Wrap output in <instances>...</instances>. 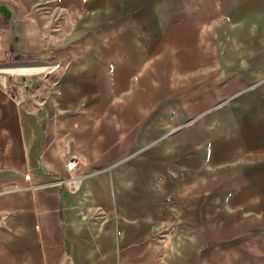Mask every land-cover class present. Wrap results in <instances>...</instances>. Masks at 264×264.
Wrapping results in <instances>:
<instances>
[{"label":"crops","instance_id":"1","mask_svg":"<svg viewBox=\"0 0 264 264\" xmlns=\"http://www.w3.org/2000/svg\"><path fill=\"white\" fill-rule=\"evenodd\" d=\"M13 1L36 49L62 50L68 68L29 104L0 87V264H264V0H191L141 53L113 19L111 51L99 35L91 52L85 35L106 20H64L58 36L36 9L65 0ZM103 101L116 125L126 108V134L108 184L76 187L103 162L86 145L88 105ZM136 106L149 109L137 137ZM152 171L170 191H152Z\"/></svg>","mask_w":264,"mask_h":264},{"label":"rangeland","instance_id":"2","mask_svg":"<svg viewBox=\"0 0 264 264\" xmlns=\"http://www.w3.org/2000/svg\"><path fill=\"white\" fill-rule=\"evenodd\" d=\"M144 2L147 5H150L148 10H146L145 7V11L129 10V13L126 11V4H142ZM190 4L191 0H118V7L116 5L113 7L112 0H103L102 4L99 0H87V12L81 13L79 12V0H65L54 2L52 6L48 4L42 5L36 9V12L41 13L44 16V19H50L53 21L54 26L49 29V32L58 36L62 34V25L64 20L69 22L79 19L86 20L88 25H93V22L97 20H106V23L108 24L107 27L99 29V31L98 29L92 28L85 35L86 39L84 40H86V45L84 46L86 47L87 44H89L86 49L90 50L91 52L99 51L97 48L99 45L96 43V39L99 35H102L103 37V45H108V49L104 51H111L109 47L111 43L110 36L107 37V35L111 34L112 27L110 25V20L113 19L115 22L113 23V26L118 28L120 34L134 37V43L132 44L134 52L141 53L143 46L145 45L144 41L146 37L150 36L153 40V37L158 34L159 27L161 25L165 23H176L181 14V12H179L180 8H184L186 6L190 7ZM106 29L108 32H105ZM45 41L46 40H40L42 45L46 44ZM121 50L126 51V48L124 47ZM47 53L49 54V60L41 58L38 61L10 62L8 61V52L6 49L5 38L0 34V75L4 76L6 79L5 90H7V93L13 97H16L20 103L29 104L33 98H36L35 95L39 86L41 87L46 85L49 88H55L60 81L62 74L66 72L68 63L63 60V51L50 49L46 53L44 52L42 56H45ZM56 65L59 66V68H55ZM6 66H10V68L29 69V72H12L10 70L4 69ZM40 67H46V69L39 70ZM139 86L140 85H136V88ZM94 93L95 92L91 91L90 96L92 101L95 100ZM101 103L102 105L100 106L98 104L95 105V102H92L88 105L86 145L89 149L92 146L95 148V152L92 155V160L96 163L100 160L103 162L96 166L90 167L91 169L87 173H84V175L78 177L79 182L76 183V187H78L81 183L80 180H84L100 173L104 174L102 179L108 184V181L111 179V177L109 174H105V172L112 166V162L107 161L113 157V148L116 146V143H119L120 145L121 137L126 134L127 118L126 113H124L126 112V108L119 109V121L116 125L115 123L111 122L110 116L108 114V111L111 109L104 106V101ZM148 111L149 109L147 108L137 106L134 108V132L136 137L140 133L141 122L144 118V115L147 114ZM219 120L220 122L216 130H222L223 126L225 125L222 123V119ZM231 122L229 123L228 121L226 126H230ZM116 135L120 136L118 141L115 139ZM103 147L108 148V150L105 151V153L100 154L97 151V148L99 150ZM165 175L166 173L160 171L151 172V189L152 191H155L156 194H159V191L165 192L171 190L170 188H166L168 183L165 180ZM168 175L173 174L168 173ZM70 176L77 177L76 173L73 172H70ZM160 185L162 186L160 187ZM71 190L77 191L78 188ZM105 190L108 192V189ZM105 194L107 195V193Z\"/></svg>","mask_w":264,"mask_h":264},{"label":"water","instance_id":"3","mask_svg":"<svg viewBox=\"0 0 264 264\" xmlns=\"http://www.w3.org/2000/svg\"><path fill=\"white\" fill-rule=\"evenodd\" d=\"M27 20L13 0H0V34L4 36L8 61H38L45 51L36 49Z\"/></svg>","mask_w":264,"mask_h":264},{"label":"built area","instance_id":"4","mask_svg":"<svg viewBox=\"0 0 264 264\" xmlns=\"http://www.w3.org/2000/svg\"><path fill=\"white\" fill-rule=\"evenodd\" d=\"M0 87L7 92V90H5L6 88V79L4 76L0 75ZM78 166V163L75 160H71L70 162L67 163L66 168L68 172H73ZM78 181L77 178H71L69 179L70 184H72L73 186H76V182Z\"/></svg>","mask_w":264,"mask_h":264},{"label":"bare ground","instance_id":"5","mask_svg":"<svg viewBox=\"0 0 264 264\" xmlns=\"http://www.w3.org/2000/svg\"><path fill=\"white\" fill-rule=\"evenodd\" d=\"M55 68H59V66L56 65ZM39 70H44V67H40ZM10 71H12V72H23V71L24 72H29V69H25V70L24 69H19V70H10Z\"/></svg>","mask_w":264,"mask_h":264}]
</instances>
